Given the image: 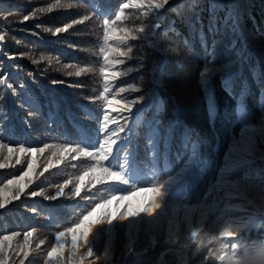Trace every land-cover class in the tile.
Returning <instances> with one entry per match:
<instances>
[{
  "label": "trees",
  "instance_id": "1",
  "mask_svg": "<svg viewBox=\"0 0 264 264\" xmlns=\"http://www.w3.org/2000/svg\"><path fill=\"white\" fill-rule=\"evenodd\" d=\"M106 19L115 21L108 41ZM141 27L135 40L117 38ZM109 45L132 52L113 54L124 62L109 65ZM111 72L119 75L106 80ZM0 81L7 264H49V250L65 241L58 232L89 212L95 221L126 205L134 211L150 198L140 189L160 185L161 206L151 216L97 224L89 236L94 256L86 259L221 264L215 257L224 253V264L253 257L264 264V0H168L159 10L147 0H0ZM124 102L130 111L121 110ZM110 139L118 142L105 164L127 183L89 184L99 175L92 168L104 166L96 150ZM19 184L27 185L23 192ZM105 201L112 202L96 207ZM225 228L235 233L236 254L221 248ZM66 240L65 253L71 233Z\"/></svg>",
  "mask_w": 264,
  "mask_h": 264
},
{
  "label": "snow or ice",
  "instance_id": "2",
  "mask_svg": "<svg viewBox=\"0 0 264 264\" xmlns=\"http://www.w3.org/2000/svg\"><path fill=\"white\" fill-rule=\"evenodd\" d=\"M59 3V0H57ZM143 2V0H142ZM147 3L152 5L156 10H159L164 7L166 3H168V0H147ZM121 7L123 9H126L129 7L128 4H122ZM121 18V13H118L116 16V20H120ZM28 16L24 17V20H27ZM115 24V21L111 19H106L104 20V25L108 26L106 27L105 30V41H108L109 39H112V32L115 30L112 29L110 32V26ZM157 27H159L157 25ZM57 31H60L59 29ZM123 31V30H121ZM145 29L143 27L139 28L137 31V34L133 35H128L127 33H124L117 37L122 43L127 42L129 39L135 40L138 37L139 33H143ZM132 52V48H120V47H113L112 45H109L108 51L105 52V60L108 62L109 65H117L121 64L124 61L122 59H112V55L116 54L117 56L120 57H129L130 53ZM102 72L105 70L102 69ZM79 75V73H77ZM108 75H111L113 78H115L117 75H119L116 72H111L106 73L105 79L107 80ZM2 82V81H0ZM108 91V88H105V92ZM120 91H123L121 89ZM142 99V97H141ZM117 104H120V101H116ZM109 104H112V101H109ZM132 105L128 102H124L122 105L121 110L122 111H130ZM109 117L106 115L105 120H108ZM105 129V133L107 134L111 130L108 129V125L104 124L103 125ZM123 131V129H121ZM117 134L115 132L112 133V136H116ZM118 139H110V142L105 144L104 142L100 143L99 149L96 150L95 154V160L97 164H101V162H104V166H101L99 168H96L95 166L92 168V172H98V176H91L89 179V184L93 183H103L104 181H121L123 183H127V181L124 178L123 172L121 171H113L110 167L106 166L105 162L109 160L114 146L117 144ZM70 149H65V151H69ZM11 151V149L9 150ZM21 152H43L44 149H35V148H21ZM80 151H83L85 155L87 156H93L92 152L87 151L86 149H81ZM62 155V154H61ZM19 159H17V163H19ZM0 167H3V165H0ZM121 168H123V165H121ZM33 171V165L29 163V172ZM25 176H28V173L26 172L24 174ZM85 175H90L89 173H86ZM84 177H80V180L83 181ZM9 183H13V181H9ZM26 184H19L18 185V191L23 192ZM68 185L67 183L64 185L60 186V192L58 195H63L65 188H67ZM81 184H78L74 191L73 195L74 196H79L81 193ZM164 187V185H160L159 187H152V188H143L140 189L143 191L146 196L150 194V198H147L144 202V205L141 207L137 208L136 210H131L129 206H125L124 211H118V214H109L107 211H104L101 213L100 217H98L95 221L90 220V217L92 216L93 213L89 212L87 215L83 216V218L74 225L73 227L67 229L64 232H58L57 233V240L59 241L61 237L65 238L64 242L57 243L54 245L51 250L48 252V258H49V264H92V261L90 259H86V257H93V249L89 245V236L90 233L92 232V229L100 223H108L111 224L113 223L114 220H119V221H124L127 220L129 217H138L141 215V213H146L147 215L151 216L153 212L160 208V203H157V199L160 198L163 193L161 192V189ZM32 196L37 195V193H31ZM114 200H116V197H113ZM118 199H126V197H119ZM112 201H105L104 204H98L96 207L97 208H106L107 204L111 203ZM118 202V201H117ZM0 206H3L0 204ZM68 233H71L73 236V240L71 241V247L68 249L67 253L64 252V243L67 242L66 238ZM79 235V240H76L75 237ZM197 235L196 231L192 232L193 238H195ZM235 235L234 232L230 231L229 229L225 228L223 231L219 233V237L225 238L224 240H220L221 248L222 249H228L231 247V249L235 250L237 248V243L233 242L231 240H227L229 237H233ZM28 236H31V232L25 233V238L27 239ZM3 239L7 240L10 239V237L5 236ZM213 240H217L218 237L214 236L212 238ZM227 240V242H225ZM83 248L84 251L81 252L79 255H77L78 249ZM22 255L24 258H27L29 253L26 250H22ZM261 256H264V253H261ZM215 259L217 261H220L221 264H224L225 261V254H217ZM255 258H249L246 262V264H254ZM0 264H7V252L5 248L2 246V241H0ZM21 264H24V261H21Z\"/></svg>",
  "mask_w": 264,
  "mask_h": 264
}]
</instances>
